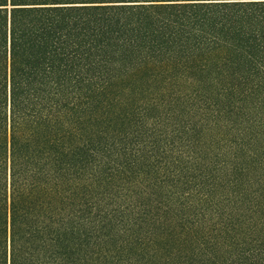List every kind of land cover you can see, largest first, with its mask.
Segmentation results:
<instances>
[{
    "label": "trees",
    "instance_id": "1",
    "mask_svg": "<svg viewBox=\"0 0 264 264\" xmlns=\"http://www.w3.org/2000/svg\"><path fill=\"white\" fill-rule=\"evenodd\" d=\"M0 264H264V0H0Z\"/></svg>",
    "mask_w": 264,
    "mask_h": 264
}]
</instances>
